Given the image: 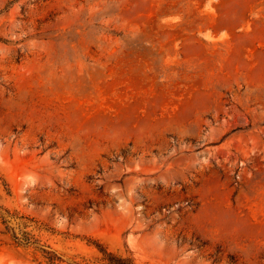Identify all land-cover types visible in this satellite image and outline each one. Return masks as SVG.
Listing matches in <instances>:
<instances>
[{
	"label": "rangeland",
	"instance_id": "rangeland-1",
	"mask_svg": "<svg viewBox=\"0 0 264 264\" xmlns=\"http://www.w3.org/2000/svg\"><path fill=\"white\" fill-rule=\"evenodd\" d=\"M96 243L264 264V0H0V264Z\"/></svg>",
	"mask_w": 264,
	"mask_h": 264
},
{
	"label": "trees",
	"instance_id": "trees-1",
	"mask_svg": "<svg viewBox=\"0 0 264 264\" xmlns=\"http://www.w3.org/2000/svg\"><path fill=\"white\" fill-rule=\"evenodd\" d=\"M5 221V220H4ZM15 238H17L15 236ZM20 243L19 241H17ZM32 242L29 237H25V243L29 244ZM99 249L103 252L104 257L107 259L108 264H136L134 259L131 257H123L120 255H116L110 251H108L105 247H103L100 243H96ZM45 256L48 258L49 264H62L61 259L55 253L49 250L44 249Z\"/></svg>",
	"mask_w": 264,
	"mask_h": 264
}]
</instances>
